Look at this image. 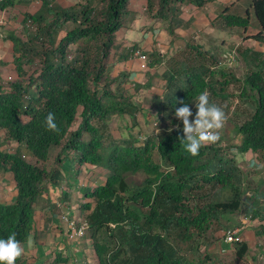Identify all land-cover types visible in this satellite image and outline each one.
I'll return each mask as SVG.
<instances>
[{
    "label": "trees",
    "instance_id": "16d2710c",
    "mask_svg": "<svg viewBox=\"0 0 264 264\" xmlns=\"http://www.w3.org/2000/svg\"><path fill=\"white\" fill-rule=\"evenodd\" d=\"M71 1L63 7L43 0L37 11L22 14L26 35L16 30L4 34L18 77L6 85L0 77V174L12 173L17 196L14 203H0V238L15 233L25 243L34 233L37 207L49 203L47 207L57 212L59 203L72 200L64 157L79 165L75 174H81L84 164L107 173L103 183L92 189L86 185L80 206L96 264H205L201 247L215 231L240 227L241 213L246 220L261 221L253 230L264 237V178L254 184V171L246 172L228 155L231 145L209 143L191 156L178 139L182 131L175 130L177 124L183 127L175 119L177 101L188 103L195 116L196 97L207 90L210 102L223 107L228 117L231 99L237 97L251 111L233 127L240 139L234 146L240 153L256 154L264 169V51L237 41L229 48L227 36L216 48L195 36L188 39L169 55L163 92L147 101L157 132L142 137L134 129L140 113L148 123L149 112L144 113L135 99L153 87L152 80L133 83L130 93L128 73L113 69L142 48L133 42L121 50L118 43L117 34L129 26L126 16L132 13L130 21L135 18L132 0ZM239 1L146 0L143 13L147 11L150 26L167 32L173 45L180 39L177 31L190 24L182 19L183 6L208 8L217 2L212 24L222 25L219 31L240 29L242 41L264 45V0H251L244 15L239 5L231 13ZM20 2L0 0V13L10 15ZM252 14L260 29L248 33ZM148 54L150 67L167 56ZM227 54L232 55L229 61ZM8 64L0 59V70ZM239 68L245 69L243 78L236 76ZM235 82L241 84L239 92H229ZM49 112L55 114L58 133L46 128ZM115 121L119 136L114 135ZM226 122L231 123L229 117ZM227 128L220 139H226ZM4 142H14L12 152ZM54 153L55 165L47 168ZM50 189L57 190V203ZM228 244L235 250V264H242L248 242ZM55 255L49 264L71 262L70 257Z\"/></svg>",
    "mask_w": 264,
    "mask_h": 264
},
{
    "label": "crops",
    "instance_id": "0c3cea01",
    "mask_svg": "<svg viewBox=\"0 0 264 264\" xmlns=\"http://www.w3.org/2000/svg\"><path fill=\"white\" fill-rule=\"evenodd\" d=\"M66 0H54L56 4H60L63 7L70 5L65 4ZM218 2H221L218 0ZM146 3V0H145ZM38 7L35 2L32 0H21L19 4H17L16 8L13 10V13L10 15L6 12L4 15L8 16L9 21L4 18L3 13H0V59L7 60L9 64L3 68L4 73L14 72V65L12 63V54H11V43L5 39L4 27H7L6 30L11 31L13 26L15 27L17 24L15 20H11L16 17V21L20 20V16L22 17L23 13L26 12H35ZM131 11V10H130ZM135 11V10H134ZM133 11V12H134ZM212 12V8L208 6V8H199L193 5H186L183 16L187 19L185 21H190L188 27H185V30H178L177 33L180 36V39L175 44H171V37L167 34L164 29H157V27H152L151 29H155L153 35H149L150 28L145 27L141 28L144 34L145 39L148 44H140V46L146 51V53L151 52H159L160 56L163 57L166 54L169 57V53L171 52L172 46L174 47H182L186 44V41L193 35L196 31L200 32V36L207 35L209 37V42L214 43L218 47L223 41V36L219 37H211L213 34V24L211 21H208L207 16H210L209 13ZM135 14V13H134ZM212 14V13H211ZM13 17V18H11ZM216 17V16H215ZM214 17V18H215ZM11 18V19H9ZM23 18V17H22ZM6 21H5V20ZM213 20V19H212ZM129 26L133 24V22H128ZM158 26V23H156ZM125 28V27H124ZM207 28H210L208 31ZM127 29V28H126ZM140 29V30H141ZM122 34V35H121ZM121 35V37H120ZM225 39V38H224ZM118 43L122 45L121 50L128 49L129 46L133 42H128L124 38V32L118 33ZM209 43V44H210ZM206 44V43H205ZM226 44H229L228 42ZM206 46L210 47V45ZM212 46V45H211ZM258 50V49H257ZM264 51V50H260ZM166 60H162L159 66L150 67L148 70L141 69V62L138 58H129L125 62H121L115 65L113 68L116 72H126L128 73V83L126 87L128 90L133 93L134 90L132 88L133 83H142L152 80L153 87L148 89L151 91L152 89H156V92L151 93H162L163 90L161 88L165 87V78H163V68L166 69V65L164 64ZM165 65V67H164ZM0 73H3L0 71ZM144 73H147L145 75ZM150 77V79L148 78ZM154 80V81H153ZM162 90V92H160ZM3 135V132H0ZM9 150L13 151L15 144L8 143ZM99 171V170H98ZM91 181H93L91 179ZM104 182V181H103ZM102 181L98 182L99 184L103 183ZM95 184V182H93ZM93 184V185H94ZM87 185V184H86ZM50 197L51 195H55L56 192L54 189L49 190ZM72 195V194H71ZM17 196L16 183L12 173L5 172L0 174V203L1 204H11L14 203ZM72 198V196H71ZM56 201L55 199L52 200ZM49 203H45L44 206L37 207L36 216H35V224H34V233L30 237L31 243L28 241L22 243L25 247V254L16 261V264H49L51 260L56 256V254H62L63 258H67L73 254L71 246L66 242V237H64L68 232L69 226L64 219V214L67 211L66 209H61L57 212H53L51 208L47 206ZM64 206H69L71 210L70 217L83 218L82 210L79 205L72 204V200L70 202H65ZM243 228L240 231L243 239L248 242L249 245V253L245 256L242 264H264V237H257L255 231L251 229ZM224 230L215 231L210 237V241L201 247V252L204 254L203 257L208 261L205 264H235V250L233 249V245L228 244L224 240ZM91 244L90 237L86 236V239L82 241L81 248L84 250L85 257L79 264H91L92 255L89 250V245ZM83 246V247H82ZM94 262L96 264V255L93 254ZM210 259V260H209ZM61 264H73L72 262L61 263Z\"/></svg>",
    "mask_w": 264,
    "mask_h": 264
},
{
    "label": "rangeland",
    "instance_id": "374dc122",
    "mask_svg": "<svg viewBox=\"0 0 264 264\" xmlns=\"http://www.w3.org/2000/svg\"><path fill=\"white\" fill-rule=\"evenodd\" d=\"M221 2L218 3H228L231 0H219ZM66 5L69 3H72L71 0H66L64 2ZM218 3H211L208 6H210L212 8V12L209 13L210 16H207L208 21H213L212 19H214V17L217 14V8L216 6H218ZM251 0H240L239 2L235 3V6L231 8V13L235 12L236 10H238V5L239 8L241 9V15L245 14L246 8H248L250 6ZM38 7V5H36ZM145 6V0H132L130 3V10L135 12V18L131 20V14L129 13L130 16H126L124 23L126 22V24L128 25V22H133V24L131 25V27L128 26H124L125 28L121 29V33L124 32V38L128 41V42H139L140 44H148L147 40L144 37V34H146L147 32H149V35H153L155 29H151L152 26L151 25V19L149 18V16L145 13H143V8ZM212 13V14H211ZM4 15V14H3ZM254 15L252 14L251 17V25L249 27V32L248 33H254L257 32L260 27H256L255 28V23L256 19ZM5 19H8L7 15H4ZM13 18V17H11ZM10 18V19H11ZM16 17H14L11 20H15V23L17 24L15 27L13 26L12 30H16L17 34L19 33V35L21 33H24L23 30V26L21 25V20L22 17L20 16V20L17 22L16 21ZM182 19H187L185 16L182 15ZM215 23V22H213ZM222 26V25H221ZM221 26H214L213 25V34L211 35V37H221L222 38H226L225 36H227V39L230 43L229 48H235V41H237V44H242V45H246L258 50H264V45L260 44L259 42L255 41V40H248V41H242V38L240 37V34H242V31L240 29H235V30H228V31H219ZM144 27H148L150 28L149 31H147L146 33H143L141 28ZM169 27V26H167ZM2 28V27H0ZM127 28V29H126ZM259 28V29H258ZM4 32L8 33L7 27H4ZM141 29V30H140ZM207 30L209 31L210 28H207ZM219 31V32H218ZM230 32V36H228ZM239 35H238V34ZM25 34V33H24ZM27 34V33H26ZM25 34V35H26ZM148 34V33H147ZM118 35V34H117ZM122 35V34H121ZM120 35V37H121ZM193 35H195V40H199V41H203L204 43H206L207 45H210V48L215 47L216 45L214 43H210L209 42V37L207 35L204 36H200V32L196 31ZM190 40V38H189ZM234 41V42H233ZM210 43V44H209ZM234 43V44H233ZM212 45V46H211ZM175 49V48H174ZM172 49V50H174ZM231 51V50H230ZM160 54V53H159ZM170 57L166 56L162 59L166 60L165 61V65L167 64L168 66L170 65L169 63H171V60H169ZM175 64H176V60H175ZM164 65V67H165ZM159 66V65H158ZM165 68H163L162 71H164ZM0 71H2L3 73H0V77H1V81L8 83L9 81L15 80L18 76L17 73L14 71L12 72H8V73H4V69H1ZM236 76L237 77H242L243 78V74L245 73V69H238ZM145 75H147V73H144ZM154 81V80H153ZM165 84H166V79H165ZM239 86H241V84L239 82H235V83H231L229 85V92H233V93H238L239 92ZM162 89V88H161ZM128 90V88H127ZM130 92V91H129ZM156 92V89H152L151 91L148 90H144V91H140L138 93V95L136 96V103L141 106L143 108L144 113L148 114L147 112H149L148 116V123H146L144 121V118L142 116V113H140L138 115V122H139V126L136 127L134 129V134L137 133H141V136L144 137L145 135H149L151 133L157 132V127L155 126V122L153 120V116L152 114H150L151 110L149 108L148 99H150L151 97V93ZM160 92H162V90H160ZM131 93V92H130ZM231 103H232V108L230 110V112L228 113V117L231 121L230 124H227V122L224 123V126L222 129L225 130V127L228 126L227 131L225 132L226 134V139H219V141H217V143H220V145H222V147H225V145L228 146H233L232 150L228 153V155H232L235 156L237 161L239 162L240 166L248 173H252L254 171L253 174H251L250 176L252 177L254 184L258 183L262 178H264V169L261 168V164L258 160V158L256 157V154H253L252 152H247V153H240L238 152V150L236 149V147L234 145H239L240 144V139L238 138V136L235 135L234 131H233V127L236 123H241L243 121V118L247 115L246 113H248L250 110L249 105L246 104L245 102L242 103L241 101H239V99H237V97H233L231 99ZM195 116H192L190 119L194 120ZM130 121V119H128ZM76 125V124H75ZM114 127V135L115 136H119L120 132L119 130H117L118 127V123L115 121L113 124ZM219 131V135L220 137H223V130ZM14 143V142H11ZM5 144V148H8L9 145H7L6 142H4ZM58 152L61 151V148L57 149ZM57 153V152H56ZM56 153H54V155H52V157L50 158V161H48L45 166L48 167H54L55 165V161L54 158L56 157ZM242 154H247V158L245 159ZM34 161V160H33ZM63 166L64 168H66V176H67V183L71 182V188H70V192H72V204H76L79 206H82V203L84 202V198H85V193H86V184L89 185V188L92 189V187L94 188L96 184H99L98 182L100 181H104L106 174L104 173L103 170L98 171V169H95L93 166H89L88 164H84L83 166H81V174H75L73 172L74 169L78 168L79 165L76 163L75 159L72 160L70 162V160H68L67 158H63ZM91 179L93 181H91ZM142 177H137L135 178V180H141ZM95 182V184L93 183ZM66 183L63 182V184ZM94 184V185H93ZM65 188V186H64ZM73 188V189H72ZM56 192L55 195H51V199L52 200H57V191L54 190ZM236 217V216H235ZM238 221L241 222V226H249V228L247 229H251L254 225H258L259 222H251L249 220H246V218L244 217V215H242V213L238 216ZM35 222V219H34ZM35 224V223H34ZM64 237L67 236V234L65 235V233L63 234ZM85 240V239H84ZM83 247V246H82ZM89 247L91 248L92 251V245H89ZM92 255V261L91 264H95L94 262V257H93V253L89 252ZM76 255L78 256V258L82 261L83 258L85 257V253L84 250L82 248H79Z\"/></svg>",
    "mask_w": 264,
    "mask_h": 264
},
{
    "label": "clouds",
    "instance_id": "9594fccd",
    "mask_svg": "<svg viewBox=\"0 0 264 264\" xmlns=\"http://www.w3.org/2000/svg\"><path fill=\"white\" fill-rule=\"evenodd\" d=\"M40 5H38V6H40ZM185 7H186V5L183 6V8H182L183 13H184ZM143 10H144V8H143ZM172 49H174V50H172ZM177 49H178L177 47L172 46L171 52H168L169 55H171L172 52L176 51ZM138 50L142 51L145 55H147V68L146 69L141 68L142 70L146 71L149 69V65H148L149 54L146 53V51L143 48H140ZM135 52L131 58H138L135 56ZM164 88L165 87H163L162 90ZM177 103L180 106L175 108V119L182 122V125H183L182 129L180 128L179 124L175 125V130L178 132L182 131V133H183V135L178 137V139H179L180 143L182 144L184 151H186L191 156L196 157L199 155L200 149L202 147L206 146L209 143H215V142L219 141V139H220L219 131L223 128L224 123L226 122V120L228 118L227 114L224 111L223 107L218 106L215 103L210 102V94L207 90H204L203 92H201L196 97V102H194L195 107H196V113H195L194 120L190 119L193 116V112H192L190 106L188 105V103H186L182 100L177 101ZM45 125H46L47 130L52 131V132H57V133L59 132V127H58L57 123L55 122V114L54 113H52V112L48 113V115L45 119ZM172 131H173V129L169 128V132L171 133ZM242 156L245 159L247 158V154H242ZM58 195L59 194L57 192V200L59 198ZM57 200L54 201V203H57ZM58 205L61 209H66L67 211L65 212L64 215H67V213H69V217H70L71 210L69 209V206H64L63 204H60V203ZM80 219H83V218H80ZM256 221H258L259 224L261 223L260 220H256ZM256 221H253V222H256ZM250 223H251V221H250ZM255 226H257V225H254L253 227H255ZM253 227H252V229H253ZM243 228H246V226L236 227L234 229H230L227 231L224 230L223 232H224V235H226V233L228 231H236L235 235L238 236L239 238H241V241L244 242L245 240L243 239V237L240 234V231ZM69 231H70V229H68V232H67L66 242L74 247V249H72L73 254L71 256H69L71 258L70 261L73 264L74 263L79 264L81 262V260L78 258L76 253H77L78 249L81 248L82 241L84 239H86L87 230H86V234L83 237L77 239L76 241H69V239H68ZM224 240L227 243H230L226 240V236L224 237ZM90 241H91V239H90ZM28 243L29 244L31 243L30 237L28 239ZM90 245H92V242ZM89 250L91 251V248H89ZM91 252L93 254H95L93 245H92V251ZM24 254H25V247L16 238L15 233L10 234L6 239L0 238V264H16V261L19 258H21Z\"/></svg>",
    "mask_w": 264,
    "mask_h": 264
},
{
    "label": "built area",
    "instance_id": "2783aa9c",
    "mask_svg": "<svg viewBox=\"0 0 264 264\" xmlns=\"http://www.w3.org/2000/svg\"><path fill=\"white\" fill-rule=\"evenodd\" d=\"M36 5H40L43 0H33ZM135 56L138 57L141 61V68L146 69L147 68V55H145L142 51L137 50L135 52ZM227 60L229 61L230 58H232L231 54L225 55ZM227 61V62H228ZM65 221L68 223L69 226V233H68V239L69 241H76L77 239L83 237L86 234V230L88 229V223L80 218L76 217H69V213L67 215H64ZM236 231H228L226 233V240L230 243L234 241H241V238L235 235Z\"/></svg>",
    "mask_w": 264,
    "mask_h": 264
}]
</instances>
